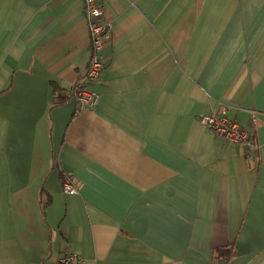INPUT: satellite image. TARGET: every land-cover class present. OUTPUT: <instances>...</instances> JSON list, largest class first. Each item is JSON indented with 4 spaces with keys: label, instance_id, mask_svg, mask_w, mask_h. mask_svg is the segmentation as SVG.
Here are the masks:
<instances>
[{
    "label": "crops",
    "instance_id": "crops-1",
    "mask_svg": "<svg viewBox=\"0 0 264 264\" xmlns=\"http://www.w3.org/2000/svg\"><path fill=\"white\" fill-rule=\"evenodd\" d=\"M97 1L104 69L77 113L81 0H0V264H264V0ZM192 10L187 78L165 42ZM221 111L256 115L257 150L200 125Z\"/></svg>",
    "mask_w": 264,
    "mask_h": 264
},
{
    "label": "built area",
    "instance_id": "built-area-1",
    "mask_svg": "<svg viewBox=\"0 0 264 264\" xmlns=\"http://www.w3.org/2000/svg\"><path fill=\"white\" fill-rule=\"evenodd\" d=\"M81 2L89 34V61L84 77L68 95L69 100L76 104L77 113L83 110H92L97 103V97L88 93L85 85L96 82L102 74L104 65L99 54L110 32V25L102 19V9L98 1L81 0ZM193 18L194 10L181 29L173 35L172 43L165 42V62L174 63L187 78L190 77L188 39ZM256 120V115H252L251 125L246 128L229 118L225 111H221L217 114L212 113L201 117L199 123L212 134L221 137L225 142L240 146L248 152H253L257 150V145L254 142ZM62 191L66 196L77 195L78 191L70 175H64ZM57 264H81V259L76 255L61 256Z\"/></svg>",
    "mask_w": 264,
    "mask_h": 264
},
{
    "label": "trees",
    "instance_id": "trees-1",
    "mask_svg": "<svg viewBox=\"0 0 264 264\" xmlns=\"http://www.w3.org/2000/svg\"><path fill=\"white\" fill-rule=\"evenodd\" d=\"M55 92L57 93V96H58L59 99L62 98V97H60L61 93L58 91V89H55ZM47 205H48V203L41 202V206H43L42 207L43 209ZM234 255L235 254L232 252L231 248L230 247H226V248H222V249H219V250H215V252H214V260L215 261H220V262H228L234 257Z\"/></svg>",
    "mask_w": 264,
    "mask_h": 264
}]
</instances>
